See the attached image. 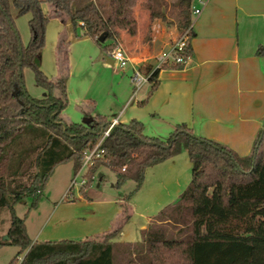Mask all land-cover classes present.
<instances>
[{"label": "trees", "instance_id": "trees-1", "mask_svg": "<svg viewBox=\"0 0 264 264\" xmlns=\"http://www.w3.org/2000/svg\"><path fill=\"white\" fill-rule=\"evenodd\" d=\"M118 1L119 22L129 34H135L138 31L135 5L140 0ZM143 1L150 11L151 33L152 22L161 18L163 12L155 6L158 0ZM194 1L186 0L188 12ZM76 2L0 0V213L8 210L11 220L6 233L9 238L0 236V248L20 247L10 264L22 254L20 264H155L153 251L164 241L191 244V264H264V127L251 153L241 156L224 144L195 134L187 123L177 124L165 139L145 134V126L138 119L117 123L101 144L105 156L96 159L86 173L88 182L100 167L106 166L115 173L117 187L133 180L135 192L143 185L149 166L186 150L192 163V178L184 191L141 230L139 241L116 239L131 216L127 202L132 193L122 203V225L101 238L33 241L30 237L27 217H20L16 206L32 198V208H37L49 178L59 165L71 162L77 175L86 151L96 145L112 123L102 115L87 123L67 120L63 116L69 102L67 79L62 75L50 78L39 63L46 26L51 18L58 17V12L76 37L91 38L107 52L120 45L115 22L99 0H90L80 7L75 6ZM45 3L52 5L53 12L44 9ZM11 5L19 15L31 16L27 45L22 43ZM182 27L189 30L192 38L191 12ZM102 34L106 35L104 42L98 40ZM109 39L111 43L106 44ZM69 46L68 38H60L58 54L64 57L59 64L61 69H68ZM192 54L189 40L183 55L187 58ZM256 54L264 56V45L258 46ZM184 67L185 63L170 59L155 69L150 77L152 88L141 104L158 88L161 69ZM25 68L33 71L36 84L45 90L43 98L29 94Z\"/></svg>", "mask_w": 264, "mask_h": 264}, {"label": "rangeland", "instance_id": "rangeland-1", "mask_svg": "<svg viewBox=\"0 0 264 264\" xmlns=\"http://www.w3.org/2000/svg\"><path fill=\"white\" fill-rule=\"evenodd\" d=\"M89 1L77 0L75 6H83ZM99 1L115 22L114 29L118 31V44L132 58L143 60L153 52L151 44L155 29L159 30V27L163 25L169 32H177L174 40H178L186 32V29L182 26L186 23L188 13L191 12V18H193V7L198 5L197 1H194L191 11L188 12L186 0H158V4L156 3L155 6L157 10L163 12V16L152 22L150 33V11L147 9L145 2L140 0L135 5L138 31L135 34H129L119 22L121 14L119 1ZM43 6L46 11L51 9V12H53L52 5L45 3ZM11 13L22 43L27 45L31 37L29 28L31 16L30 14L19 15L13 5H11ZM59 14L58 12L57 18L61 20ZM59 19H50L46 26V40L39 63L41 69L50 78L55 79L61 75L66 77L69 102L65 110L72 116L71 121L82 122L84 118L83 112L94 115L93 117L102 115L109 122L112 117L120 113L122 120L127 122H130L136 115L142 117L145 134L163 139L169 137L177 123H167L157 116L154 111L152 112L149 107L151 97L144 104H141V102L145 99L140 103L133 102L131 105L126 106L135 89V85L131 80L133 72L130 66L121 68L107 63L106 57L109 52L105 51L101 45L91 38L76 37L73 29L71 34L74 37H69L67 27L63 26ZM240 20L241 28L247 33L249 32L248 34H254L253 32H256L259 28H264V10L258 11L253 16H245ZM155 24L157 27H155ZM78 31L80 34L82 33L81 28ZM60 38L65 40L68 38L70 42V51L67 54L69 62L67 70L61 69L59 66L60 61L64 58L63 55L58 54L57 47ZM109 43H111L110 39L106 44ZM24 80L31 96L43 98L46 95L45 90L36 84L34 73L30 68H25ZM149 83H145L144 86L147 87ZM183 151H185L184 155L188 157L187 151ZM188 162L190 163V169H185V167L183 169L184 171L188 170L190 183L192 163L189 159ZM86 172V168L81 171L77 176L78 182L83 177H86ZM165 173L159 170L155 174L149 175L146 185L137 193V191L134 192L136 183L133 180H129L122 186L117 187L115 185V173L110 168L102 166L91 182H88L89 180L86 178L84 185L80 186L77 184L74 187L72 190L73 197L66 198V192H68L70 182L75 177V174L71 162L63 163L55 169L49 178L38 207L32 208L33 199L27 198L16 206L17 214L20 217H27L26 222L29 234L33 238L36 235L40 236L39 241L77 240L87 237L101 238L104 233L111 230L113 222L115 224L117 221H123L121 215L119 219L116 216H118L122 203L126 202L125 199L129 194L132 193L131 198L137 204L138 214L147 212L144 201L152 199L157 188L154 182L159 177L164 176ZM167 200L161 201L162 203H159L158 199L154 201L155 212L158 213L165 205L169 204L167 202H173L170 199ZM127 207L129 208L131 219L128 222H124L127 225V234L126 237L122 238H126L128 241H137L140 239V225L145 219L133 213L131 205L127 204ZM122 223L120 224L122 225ZM10 224V212L3 210L0 213V236L5 237L7 235ZM114 224L113 226L116 225ZM177 229L178 227L175 228V230ZM19 251L20 247L15 245L1 247L0 264H10ZM20 256L24 257V254ZM191 256V244L187 242L168 243L164 241V243L157 245L153 251L155 264H191Z\"/></svg>", "mask_w": 264, "mask_h": 264}, {"label": "crops", "instance_id": "crops-1", "mask_svg": "<svg viewBox=\"0 0 264 264\" xmlns=\"http://www.w3.org/2000/svg\"><path fill=\"white\" fill-rule=\"evenodd\" d=\"M261 10H264V0H206L201 13L192 18L193 54L183 69L160 70L159 86L149 101L151 111L167 123H187L195 134L224 144L241 156L249 155L259 131L264 127V56L256 54L258 46L264 45V28L248 34L241 28L240 19L256 15ZM60 21L67 27L68 36L74 37L71 25ZM176 34L163 25L159 30L155 29L151 44L153 52L144 60L131 57L129 66L132 72L135 66L147 72L155 69L156 56L169 48ZM152 85L150 82L147 87H135L126 106L143 101ZM82 115L84 118L80 123H87L94 116L85 112ZM63 116L72 120L66 110ZM141 118L135 115L132 119L143 121ZM110 120L128 123L122 120L121 113ZM184 154L185 151L146 169L144 183L137 193L146 185L149 175L159 170L166 172L155 180L157 188L152 199L144 201L146 213L138 214L137 204L132 198L127 202L132 206L133 213L145 219L140 225V239L141 230L158 214L154 210V201L158 199L162 203L170 199L175 202L188 185L189 173L183 167L190 169V163L189 156ZM123 212L121 206L117 219L120 215L123 217ZM121 222L117 221L116 225L113 222L115 226L112 224L110 231ZM27 229L29 233L28 225ZM126 230L127 225L124 224L116 239L128 241L122 238L126 237ZM31 238L39 241L40 236Z\"/></svg>", "mask_w": 264, "mask_h": 264}, {"label": "built area", "instance_id": "built-area-1", "mask_svg": "<svg viewBox=\"0 0 264 264\" xmlns=\"http://www.w3.org/2000/svg\"><path fill=\"white\" fill-rule=\"evenodd\" d=\"M196 1H197L198 5L193 7L194 8L193 13H194V15H199L202 11V8H203L206 0H196ZM81 25H83V23H81ZM192 27H193V23H192ZM189 40H191V37L189 35V30H188L178 40H175L174 43H171V45L169 46L168 49L161 51L156 56L157 65H156L155 69L161 67V65L165 61L170 60V59L177 61V62H183L186 64L188 59L190 58V56L185 58L183 55V51L186 48L187 42ZM108 56L111 57L113 59L114 63H116L121 68H125L132 61L131 56L120 45L116 46L112 52H109ZM155 69L150 70L148 72H145L141 68L135 66L133 68V73L131 76V80H132L133 84L135 85V87L139 88L142 85H144L145 83L151 82L150 77L153 74V72L155 71ZM116 124H117V120H114L110 124V126L104 131L102 137L99 139V141L96 143V145L94 147H92L91 149H89L88 151H86L82 167H81L80 171L77 173V175H75V177L71 180L70 187L68 189V192H66V195H65L66 198L73 197L72 190L74 189V187L77 184H79L81 186V185H84L86 183L87 177H83L80 182H78V180H77V176L81 173V171L85 168L88 171V169L95 163L96 159L105 156V150L101 147V144H102L103 140L105 139V137L108 136L110 130ZM134 156H136V154H134ZM123 170H125V168ZM23 258H24L23 256H19L17 261L15 263H12V264H20L22 262Z\"/></svg>", "mask_w": 264, "mask_h": 264}, {"label": "water", "instance_id": "water-1", "mask_svg": "<svg viewBox=\"0 0 264 264\" xmlns=\"http://www.w3.org/2000/svg\"><path fill=\"white\" fill-rule=\"evenodd\" d=\"M98 40L100 41V42H104L105 40H106V35L105 34H102L99 38H98ZM107 59H108V61H109V63H111V64H113L114 63V61H113V59L111 58V57H107ZM90 120H92V119H89V121ZM88 121V122H89ZM9 237H8V235H6L5 237H4V239H8Z\"/></svg>", "mask_w": 264, "mask_h": 264}]
</instances>
